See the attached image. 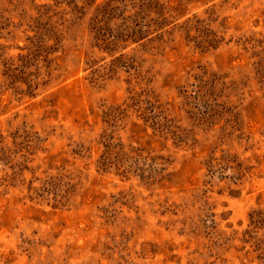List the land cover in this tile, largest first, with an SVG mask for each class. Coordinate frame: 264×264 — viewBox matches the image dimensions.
<instances>
[{"label":"rangeland","instance_id":"374dc122","mask_svg":"<svg viewBox=\"0 0 264 264\" xmlns=\"http://www.w3.org/2000/svg\"><path fill=\"white\" fill-rule=\"evenodd\" d=\"M0 264H264V0H0Z\"/></svg>","mask_w":264,"mask_h":264}]
</instances>
